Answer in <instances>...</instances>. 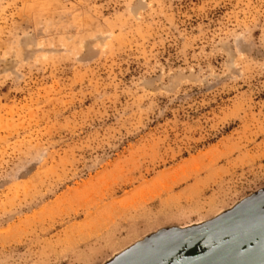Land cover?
I'll use <instances>...</instances> for the list:
<instances>
[{
  "label": "rangeland",
  "instance_id": "374dc122",
  "mask_svg": "<svg viewBox=\"0 0 264 264\" xmlns=\"http://www.w3.org/2000/svg\"><path fill=\"white\" fill-rule=\"evenodd\" d=\"M253 205L264 0H0V264H124Z\"/></svg>",
  "mask_w": 264,
  "mask_h": 264
},
{
  "label": "water",
  "instance_id": "95a60500",
  "mask_svg": "<svg viewBox=\"0 0 264 264\" xmlns=\"http://www.w3.org/2000/svg\"><path fill=\"white\" fill-rule=\"evenodd\" d=\"M257 208L220 217L185 232L179 243L148 249L131 260L128 252L124 264H264V218L253 217Z\"/></svg>",
  "mask_w": 264,
  "mask_h": 264
}]
</instances>
